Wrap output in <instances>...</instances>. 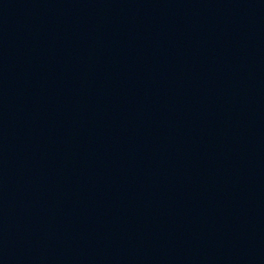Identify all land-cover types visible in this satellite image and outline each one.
Here are the masks:
<instances>
[{
  "label": "water",
  "instance_id": "95a60500",
  "mask_svg": "<svg viewBox=\"0 0 264 264\" xmlns=\"http://www.w3.org/2000/svg\"><path fill=\"white\" fill-rule=\"evenodd\" d=\"M0 264H264V0H0Z\"/></svg>",
  "mask_w": 264,
  "mask_h": 264
}]
</instances>
